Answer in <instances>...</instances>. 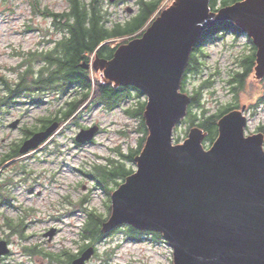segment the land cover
Listing matches in <instances>:
<instances>
[{
	"label": "rangeland",
	"instance_id": "rangeland-1",
	"mask_svg": "<svg viewBox=\"0 0 264 264\" xmlns=\"http://www.w3.org/2000/svg\"><path fill=\"white\" fill-rule=\"evenodd\" d=\"M140 1L120 0L110 4L108 0H101L100 10L112 27L136 17ZM172 4L173 0H165L153 19ZM68 10L69 0H0V77L7 79L10 86L18 85L28 70L32 73L30 78L38 79L41 69L48 67L42 55L53 50L64 36L53 19L42 12L62 14ZM207 31L199 43L203 51L199 57L205 65L203 73L188 75L182 92L192 96L206 81L212 82V87L203 90L201 99L209 113L219 114L226 105L234 106L238 108L235 111L242 112L246 118L245 136L258 135L260 126H264V84L259 81L263 79L254 78L252 73L245 87L239 88L237 98L230 94L228 82L237 56L250 52L249 41L242 33L235 36L218 32L209 37ZM132 38L118 39L112 45L119 44V49ZM96 58V55L89 56L87 65L97 83L93 68ZM4 93V86L0 84V95ZM36 94L26 92L14 104L0 106V161L4 155L13 153L17 145L23 144L27 130L41 128V120L57 115L68 100L81 92L75 91L64 98L56 91ZM139 95L134 89L130 99L114 110L91 103L77 122L60 124L61 128L45 145L32 155L11 161L0 172V192L10 201L8 204L0 196V240L7 241L10 249L0 264H72V255L65 252L76 257L89 249L81 232L87 222L83 209L109 220L112 195L125 183L122 177L101 181L96 176L103 172L102 166L111 167L109 160L123 161L119 152L127 155L138 149L144 138L142 153L149 136L146 126L147 133L139 130V111L142 104L148 103L144 93ZM128 109H131L132 118L126 114ZM143 120L145 122L144 116ZM15 122H18L17 127L11 128ZM94 126L100 130L93 141L83 145L76 143L75 138L81 130ZM190 127L185 120L177 125L173 136L175 145L184 144L192 130ZM207 136L203 146L209 150L212 144L206 141ZM125 165L134 173L138 171L136 161L125 162ZM126 229L120 227L102 242L95 243L92 247L96 248V254L86 264H174L172 247L163 236L155 240L154 236L144 234L140 240L130 241ZM53 230L54 235L47 236ZM32 249L37 251L29 252ZM50 255L60 256H56V262Z\"/></svg>",
	"mask_w": 264,
	"mask_h": 264
},
{
	"label": "water",
	"instance_id": "water-1",
	"mask_svg": "<svg viewBox=\"0 0 264 264\" xmlns=\"http://www.w3.org/2000/svg\"><path fill=\"white\" fill-rule=\"evenodd\" d=\"M211 1L173 0L142 37L121 46L110 61L97 57L93 64L102 84L132 86L148 98L149 136L135 159L138 171L113 193L112 215L102 231L129 225L161 233L174 264H264V136L246 137V118L234 111L219 121V137L209 150L200 128L191 130L183 145L173 142L192 103L181 91L184 75L207 30L228 21L240 28L258 48L253 77H264V0L218 11L211 10ZM59 128L55 122L35 133L19 154L39 149ZM98 132V126L81 130L75 141L91 142ZM95 251L90 247L72 264H86ZM9 253L7 242L0 241V260Z\"/></svg>",
	"mask_w": 264,
	"mask_h": 264
},
{
	"label": "trees",
	"instance_id": "trees-1",
	"mask_svg": "<svg viewBox=\"0 0 264 264\" xmlns=\"http://www.w3.org/2000/svg\"><path fill=\"white\" fill-rule=\"evenodd\" d=\"M165 0H141L139 3L140 12L138 15L125 23H117L115 26L109 27L106 16L100 10L101 0H91L89 3L87 0H69L70 10L62 14H55L49 11H44L42 14L46 17L52 18L54 25L64 33V36L57 41L53 50L42 55V61L48 65L43 67L40 71L38 79H32L31 70H28L21 82H18L16 86H10L8 80L0 77V84L4 86V94L0 95V106L12 105L15 100L21 98L26 92H46L56 91L61 98H64L75 91H80L81 94L77 95L73 99L68 100L64 106H62L57 115L52 118H45L41 120V128L27 130L25 132L27 138H31L35 133L46 130L47 127L51 126L55 122H59L61 126L69 122H77L78 118L85 113V109L92 103L96 105H106L108 109L114 110L120 106L126 100H129L132 95L133 87H118L115 88L109 84H102L101 82H95L92 78L89 70L82 68V64H89V56L96 55L101 59L110 61L113 58L115 51L118 49L119 44L113 46L114 42L118 39H124L125 37L139 38L143 35L147 29L150 21L154 15L160 9L162 3ZM244 0H212L211 9L217 11L219 7H227L235 3ZM41 12V11H40ZM227 32L238 36L241 30L231 22L220 23L211 31H207L209 37L214 33ZM251 42L252 40L249 39ZM196 51L193 53L188 65L186 76H200L203 72L204 63L199 57L203 53L202 45L196 47ZM256 49V48H255ZM202 52V53H201ZM254 58L250 55L245 56L242 59L241 65L243 70L238 73L234 78L233 82L237 85L234 91L237 93L239 88H244L245 83L252 74V67ZM49 67L52 70L48 69ZM95 83V87L93 88ZM212 82L206 81L200 90H196L192 95V103L189 107L186 123L190 124L189 129L199 127L207 133L206 141L212 145L218 138V123L222 117L232 111L231 105H226L219 114H210L201 99L203 90L208 87H212ZM137 90V89H135ZM139 91V90H137ZM142 96V92H140ZM99 98V100H98ZM145 105H141L139 111V117L141 118V125L139 130L146 132L145 122L143 115L145 112ZM89 110V109H88ZM126 114L132 118L131 109L126 111ZM200 122V123H198ZM44 129V130H42ZM260 132L264 134V126H260ZM27 140L24 139L23 142ZM144 138L139 143V148L131 150L127 155H123L119 152V156L123 161L120 160H109L110 166H102L103 172L96 177H99L101 181L110 178L122 177L126 180L132 174L133 170H129L125 162H134L135 158L141 153L140 148L143 145ZM21 145H17L16 149L11 154L4 155L0 161V172L9 164L11 161L19 159V149ZM1 174V173H0ZM94 178L93 176H91ZM101 184V182H100ZM0 196H5L0 192ZM5 201L10 204L9 198ZM111 210V208H110ZM84 213H87V222L82 228V238L87 246H94L95 243L102 242L104 239L109 237L111 234L103 233L102 225L107 221L98 213L90 212L87 209H83ZM21 226V225H20ZM19 226V232L22 229ZM13 229L15 226L11 225ZM127 238L130 241H138L144 234H150L156 238L155 240L162 239V234L159 233H148L141 232L134 229L132 226H125ZM37 251V250H36ZM34 249L29 251L31 253L36 252ZM64 254L72 255V260L75 259V255L65 252ZM51 259L56 260V256L50 255ZM61 258V257H60ZM72 260L70 262H72Z\"/></svg>",
	"mask_w": 264,
	"mask_h": 264
},
{
	"label": "flooded vegetation",
	"instance_id": "flooded-vegetation-1",
	"mask_svg": "<svg viewBox=\"0 0 264 264\" xmlns=\"http://www.w3.org/2000/svg\"><path fill=\"white\" fill-rule=\"evenodd\" d=\"M248 45H249V53H248V55H250V56H252L253 58H254V60H253V63H254V65H253V67H252V73H254V72H256V67H257V49H255L256 47L255 46H253V44L249 41V43H248ZM197 50V49H196ZM248 55H242V54H240V55H238L237 56V59H235V63H234V67L232 68V72H231V77H230V80L228 81L229 82V86H230V94L231 95H233V97L234 98H237V94H236V92L234 91V87L236 86V84L232 81L233 80V78L238 74V73H240L242 70H243V67H242V65H241V62H242V59L245 57V56H248ZM98 58H100V57H98ZM112 59V58H111ZM111 59H109V60H111ZM252 75V74H251ZM250 75V76H251ZM261 81H263V84H264V79L263 80H261ZM236 106H239V105H236ZM232 111H235V110H237L238 108H236V107H234V106H232ZM232 111H230V112H232ZM247 111V110H246ZM229 112V113H230ZM42 130H44V129H42ZM51 139V138H50ZM34 152H31L30 154H28V155H32ZM21 158V157H20ZM83 252V251H82ZM82 252H80L79 253V255L78 256H76L75 258H77V257H79L81 254H82ZM4 260V259H3ZM2 260V261H3Z\"/></svg>",
	"mask_w": 264,
	"mask_h": 264
},
{
	"label": "bare ground",
	"instance_id": "bare-ground-1",
	"mask_svg": "<svg viewBox=\"0 0 264 264\" xmlns=\"http://www.w3.org/2000/svg\"><path fill=\"white\" fill-rule=\"evenodd\" d=\"M98 57H99V56H98ZM113 57H114V56H113ZM100 60L103 61L104 59H101V58H100ZM106 61H107V60H106ZM259 81L261 82V80H259ZM94 87H95V83H94L93 88H94ZM121 87H122V86H121ZM129 87H132V86H129ZM133 88H134V87H133ZM135 89H137V88H135ZM31 93H33V94H34V93H37L36 95H39L38 93H40V92L31 91ZM35 102H38V101L35 100ZM38 103H42V102L39 101ZM8 105H10V104H8ZM8 105H7V106H8ZM100 105H101V104H100ZM47 128H48V127H47ZM196 128H198V127H196ZM193 129H195V128H193ZM193 129H192V130H193ZM25 139H29V138L25 137ZM4 198L7 199L6 196H5ZM0 241H1V240H0Z\"/></svg>",
	"mask_w": 264,
	"mask_h": 264
}]
</instances>
